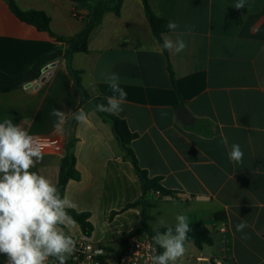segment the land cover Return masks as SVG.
Returning <instances> with one entry per match:
<instances>
[{
  "label": "crops",
  "instance_id": "obj_1",
  "mask_svg": "<svg viewBox=\"0 0 264 264\" xmlns=\"http://www.w3.org/2000/svg\"><path fill=\"white\" fill-rule=\"evenodd\" d=\"M14 1L22 10L46 13L61 36L74 37L85 26L86 10L71 0ZM236 2L149 0L157 17L179 25L163 40L180 37L186 43L179 54L168 51L167 58L143 1L123 0L120 16L105 14L90 33L88 53L70 60L92 97L114 95L105 74L121 78L127 96L123 111L114 115L137 135L131 148L140 167L175 192L146 195L154 203L148 209L151 228L174 227L183 214L190 225L203 224L211 232L212 246L198 248L187 241L177 264H264V0H247L239 9ZM66 49V43L21 22L0 0V72L16 76L32 61L58 52L38 80L0 92V122L11 120L31 135L50 136L57 132L53 109L68 114L62 134L80 180L69 181L64 196L75 205L69 209L89 214L94 232L88 240L117 247L123 233L141 227L143 208L135 206L112 220L111 213L137 201L141 183L111 124L91 104L81 108ZM180 107L189 111L192 125L178 119ZM80 110L87 114L83 123L71 115ZM234 143L244 153L240 163L228 158ZM31 170L57 186L60 163L42 159ZM219 214L223 221L217 220ZM241 221L248 225L247 239L236 231ZM1 264H7L6 256L1 255Z\"/></svg>",
  "mask_w": 264,
  "mask_h": 264
},
{
  "label": "clouds",
  "instance_id": "obj_2",
  "mask_svg": "<svg viewBox=\"0 0 264 264\" xmlns=\"http://www.w3.org/2000/svg\"><path fill=\"white\" fill-rule=\"evenodd\" d=\"M247 0H237L235 7L241 8ZM167 27L175 31L179 25L169 21ZM191 31L189 26H185ZM162 48L179 54L186 48L180 37L175 40L165 37ZM105 82L114 95L107 97L106 104L97 105V111L118 114L123 111L127 93L121 87V78L116 73L105 74ZM57 118L54 125L62 134L68 114L53 109ZM77 122H85L87 114L80 110L71 113ZM222 143L227 146L226 137ZM46 143L31 135L22 124L11 120L0 122V255L7 257V264H66L67 257L76 248V241L65 228L74 224L67 209L74 207L67 197H61L58 187L46 176L32 171L42 160ZM243 151L239 144H232L228 151L230 162L240 163ZM163 223V221L161 222ZM247 223L241 221L236 231L243 233ZM190 222L186 215L176 216V223L163 233L157 232L152 240L163 249L150 256V264H177L186 252ZM248 235L243 233L242 239Z\"/></svg>",
  "mask_w": 264,
  "mask_h": 264
},
{
  "label": "trees",
  "instance_id": "obj_3",
  "mask_svg": "<svg viewBox=\"0 0 264 264\" xmlns=\"http://www.w3.org/2000/svg\"><path fill=\"white\" fill-rule=\"evenodd\" d=\"M12 14L21 22L35 27L40 32H46L48 35L58 42H64L67 45L65 58L68 62V69L74 80V87L81 96V108L85 107L88 103L91 104L95 110L97 105L106 104L107 98L102 95H96L92 97L82 85V71L74 70L70 65L72 56L76 53H88V38L92 30L102 21V18L107 13H114L116 16H120L123 0H71L73 3H77L82 6L86 11L85 26L74 37H65L55 33L51 28V19L49 16L38 10H22L14 0H4ZM147 19L150 23L152 31L159 41L160 45H163V36L170 30L167 27L168 20L157 17L151 10L149 0H142ZM164 50V49H163ZM165 56L168 58V51L164 50ZM58 56V52L50 55L43 56L39 59L32 61L23 71L16 76H9L0 72V92L7 93L14 89L20 88L26 83L32 80H38L41 77L42 69L53 62ZM174 82V80H173ZM180 104V101L178 102ZM97 111V110H96ZM98 114L111 126L114 135L120 143L125 157L129 159L136 171V174L141 183L142 194L140 198L134 203L128 204L121 211H113L111 213V220L119 213L124 212L135 206H142L143 216L141 227L132 230L128 233H123L119 238V247L123 248L128 239L140 233H147L150 236H154L157 232L163 233L166 228L154 230L149 225L150 216L148 215V209L153 207L154 203H151L146 199V195L149 193L159 192L162 197H172L175 192L165 189L161 185L160 177H150L145 169H142L139 165L137 157L131 148V143L137 138L135 133H132L127 125V122L113 113L106 111H97ZM211 134V130L207 126L205 130ZM80 180V174L76 170V160L70 146L67 147L65 155L60 164L59 179L57 187L60 191L61 197H64L65 190L69 181ZM72 220L76 222L81 230L82 235L85 238H90L94 232V226L89 221V214L77 213L72 209H67ZM225 216L223 214L217 215V220L223 221ZM174 228V227H173ZM191 231L188 233V241L193 242L198 248H202L204 245L212 246L213 238L211 232L203 224H191ZM160 249V248H159ZM163 250L160 249V252Z\"/></svg>",
  "mask_w": 264,
  "mask_h": 264
},
{
  "label": "built area",
  "instance_id": "obj_4",
  "mask_svg": "<svg viewBox=\"0 0 264 264\" xmlns=\"http://www.w3.org/2000/svg\"><path fill=\"white\" fill-rule=\"evenodd\" d=\"M82 15L85 17L87 11ZM73 16L81 17V14L75 12ZM40 138L46 143L42 159L61 164L66 152L64 135L56 132L53 135ZM155 194L161 196L159 192ZM221 231L225 232L226 227L223 226ZM72 237L76 241V248L67 257L66 264H150V256L160 253L159 247L152 240L153 236L147 233L131 236L123 248L97 243L87 238ZM51 264H58V262L52 261Z\"/></svg>",
  "mask_w": 264,
  "mask_h": 264
},
{
  "label": "water",
  "instance_id": "obj_5",
  "mask_svg": "<svg viewBox=\"0 0 264 264\" xmlns=\"http://www.w3.org/2000/svg\"><path fill=\"white\" fill-rule=\"evenodd\" d=\"M54 65V63L52 64ZM51 66V65H50ZM50 66H46L43 69V72L46 73L47 70L50 68ZM49 75L45 74L42 78H41V82L44 81L46 79V77H48ZM28 87L32 86V84H28ZM177 117L179 120H181L184 124L186 125H192L194 123V120L192 118V116L190 115L189 111L185 108V107H180L177 110Z\"/></svg>",
  "mask_w": 264,
  "mask_h": 264
},
{
  "label": "rangeland",
  "instance_id": "obj_6",
  "mask_svg": "<svg viewBox=\"0 0 264 264\" xmlns=\"http://www.w3.org/2000/svg\"><path fill=\"white\" fill-rule=\"evenodd\" d=\"M83 20H86V19H83ZM67 231L69 234H71L75 238H79V239L83 238L80 234V228L76 222H74V224L70 225V227L67 228Z\"/></svg>",
  "mask_w": 264,
  "mask_h": 264
}]
</instances>
